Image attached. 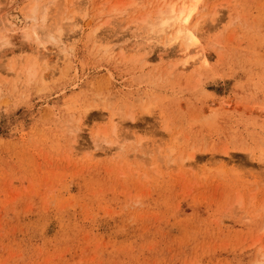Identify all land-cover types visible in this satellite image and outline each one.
<instances>
[{
	"label": "rangeland",
	"instance_id": "obj_1",
	"mask_svg": "<svg viewBox=\"0 0 264 264\" xmlns=\"http://www.w3.org/2000/svg\"><path fill=\"white\" fill-rule=\"evenodd\" d=\"M0 264H264V0H0Z\"/></svg>",
	"mask_w": 264,
	"mask_h": 264
},
{
	"label": "bare ground",
	"instance_id": "obj_2",
	"mask_svg": "<svg viewBox=\"0 0 264 264\" xmlns=\"http://www.w3.org/2000/svg\"><path fill=\"white\" fill-rule=\"evenodd\" d=\"M35 1V0H34ZM47 6V5H46ZM45 8V7H44ZM47 8H48V6H47ZM35 11H36V4H34V3H32L31 4V6L29 7V15H30V19L31 20H33L34 21V19H33V15H35ZM43 11H46V9L45 10H43ZM27 13H28V11H27ZM43 14V13H42ZM42 18H45L43 15H42ZM26 20H28V19H26ZM44 20V19H43ZM42 20V21H43ZM9 24L10 25H12L13 27H15L16 26V24H18V25H20V24H24L25 23V20L24 19H22L19 15H17V14H15V13H12L11 15H10V18H9ZM8 21H7V23H8ZM30 21V20H29ZM45 21V20H44ZM34 24V23H33ZM12 26H11V28H12ZM32 28H34L35 29V31H36V27H32ZM34 29H33V31H34ZM32 30V29H31ZM34 67H35V63L34 64H32ZM28 71L30 72V70L28 69ZM28 72V73H29ZM31 74V73H30ZM35 75V73L34 72H32V76L33 77H35L34 76Z\"/></svg>",
	"mask_w": 264,
	"mask_h": 264
}]
</instances>
